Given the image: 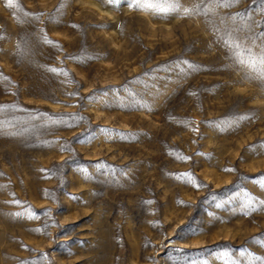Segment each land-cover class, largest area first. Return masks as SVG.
Returning a JSON list of instances; mask_svg holds the SVG:
<instances>
[{
    "label": "rangeland",
    "instance_id": "rangeland-1",
    "mask_svg": "<svg viewBox=\"0 0 264 264\" xmlns=\"http://www.w3.org/2000/svg\"><path fill=\"white\" fill-rule=\"evenodd\" d=\"M262 56L264 0H0V264H264Z\"/></svg>",
    "mask_w": 264,
    "mask_h": 264
},
{
    "label": "snow or ice",
    "instance_id": "snow-or-ice-1",
    "mask_svg": "<svg viewBox=\"0 0 264 264\" xmlns=\"http://www.w3.org/2000/svg\"><path fill=\"white\" fill-rule=\"evenodd\" d=\"M109 3L114 2V0H108ZM216 2L220 5L225 4V0H216ZM228 2H231V0H228ZM204 12L206 14L207 9H204ZM236 47H239V45H236ZM241 64L249 63V61L245 60L244 58H241L239 61ZM261 64L264 65V56L261 57ZM262 75H264V70H262Z\"/></svg>",
    "mask_w": 264,
    "mask_h": 264
}]
</instances>
